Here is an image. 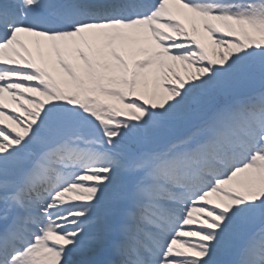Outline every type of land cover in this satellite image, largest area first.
I'll return each mask as SVG.
<instances>
[{
    "label": "snow or ice",
    "instance_id": "snow-or-ice-1",
    "mask_svg": "<svg viewBox=\"0 0 264 264\" xmlns=\"http://www.w3.org/2000/svg\"><path fill=\"white\" fill-rule=\"evenodd\" d=\"M0 264H264V0H0Z\"/></svg>",
    "mask_w": 264,
    "mask_h": 264
},
{
    "label": "bare ground",
    "instance_id": "bare-ground-1",
    "mask_svg": "<svg viewBox=\"0 0 264 264\" xmlns=\"http://www.w3.org/2000/svg\"><path fill=\"white\" fill-rule=\"evenodd\" d=\"M31 48H32L34 56H36L38 60H39V51H45L44 54L48 53V51H49L48 48H43V49L38 51L35 44H32Z\"/></svg>",
    "mask_w": 264,
    "mask_h": 264
},
{
    "label": "rangeland",
    "instance_id": "rangeland-1",
    "mask_svg": "<svg viewBox=\"0 0 264 264\" xmlns=\"http://www.w3.org/2000/svg\"><path fill=\"white\" fill-rule=\"evenodd\" d=\"M44 53H45V51H43ZM45 55H47V54H45Z\"/></svg>",
    "mask_w": 264,
    "mask_h": 264
}]
</instances>
